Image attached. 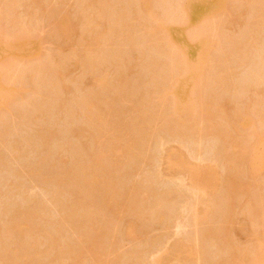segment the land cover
I'll list each match as a JSON object with an SVG mask.
<instances>
[{"label":"rangeland","instance_id":"374dc122","mask_svg":"<svg viewBox=\"0 0 264 264\" xmlns=\"http://www.w3.org/2000/svg\"><path fill=\"white\" fill-rule=\"evenodd\" d=\"M180 2L182 1L0 0V54L3 55H0V84L1 89L8 88L5 89L7 90L5 104L0 103V264H16L19 259L23 264L26 260L25 263L27 264L32 262V264H74L75 262L70 261L74 256V252L78 247L79 250H82L83 242L87 243V240L90 239L92 241L97 240V243L101 240L96 246L93 245L94 241L91 240L89 242L92 243H89V246H87L88 243L84 244L87 246V248L84 246L87 250L90 245H93L92 247L95 248L93 252L96 255L92 252V248L89 249L92 256L91 253L85 250L89 253L87 255L84 252L86 257L80 254H83V250H78L80 253L77 252V254L81 256L78 259L81 260L78 261L76 257L74 260L76 259L80 264H153L154 262L157 263L158 260H161L160 264H196V256L195 258L189 257L183 246H180L183 239L186 244L189 239L190 242L194 241L196 243L197 241L198 245L195 244V246H199L198 249L202 252L200 256L203 257L200 258L201 264H218L219 262H221L219 264L223 262L226 264H251L250 260L253 261L254 256L257 254L256 251L264 244V215H261L264 214V208L262 211V207H258L259 200L264 203V167L259 169L258 173L256 172L257 175H251L248 172V163L241 157V151L251 150L249 148L254 142L253 131H255L253 127L257 129V133L262 131L261 136H264V121L260 123L262 126L255 127L254 125L249 127L246 132L245 130L242 131V128L238 129L239 126H236V128L237 123L235 122L238 120L236 115L238 117V114L244 109L246 110L243 112L248 113L250 111L249 115L252 117L255 116L256 111L260 113L262 110V114H260L261 117L264 116V102L262 100L264 98V63L262 65L264 61V0H225L223 10L217 12L216 15L205 16L200 23L185 20V17L179 11ZM196 2L205 7L208 0H196ZM148 3L152 5L150 13L145 9V5ZM89 14H97L93 18H96L95 23L99 19L102 20L98 22L99 26H94L95 23L91 22H89V24H93L91 26L86 24L88 20L84 23L83 20L87 19H84V16H89ZM91 15L89 17H92ZM98 15L100 18L97 19ZM116 16L118 18L122 17L121 22ZM113 17L117 19H112ZM258 18L261 19L258 22L261 24L257 25L258 23H255L254 25ZM116 20H119V23ZM123 20L125 21L122 22ZM111 23L112 25H110ZM179 23L184 26H180L178 35H170V30L175 29ZM117 24L121 25L122 28ZM255 26H260L259 31L255 30L257 29ZM99 29L102 33L103 30L109 33L104 35L109 39L106 38L104 41H109V44L104 42L103 39L102 44L99 42L101 44L99 46L100 51L103 49L101 52L98 49V52L102 53L101 55L97 53L98 46L95 48L96 45H93V40L97 34L93 35L95 36L94 39L91 38L92 43L90 37L93 36L89 35V33L93 34V30L99 31ZM118 29H123L120 32L124 31L125 33L121 34ZM252 31L256 36H253ZM104 36L102 35V37ZM117 36L118 38H116ZM172 40H174L175 47L176 45L181 46L180 43L183 46H190L201 41V43L205 44L207 42L213 45L208 50V60L205 64L201 63L199 56L198 59L195 58L196 65L198 68L201 67V75H203L201 76L203 79L199 78V82L204 84L207 79V82L210 79H212L210 82H214L211 86H208V89L205 88L206 83L205 85H198L197 83L198 88H200L199 86H205V91L203 89L204 99L205 97L208 98L202 100L204 104L201 101L199 102L196 98L203 91L201 88L198 90L196 86L195 95H197L195 100L187 94V96L184 95L186 99L183 107L186 110L172 117L175 123L177 121L176 124L181 130H186H183V132L176 128L177 126H174L176 124L173 121L171 122L172 118L163 108L166 105L161 99L163 94L161 89L166 86L163 82L169 81L170 76L168 72L170 61L168 54L170 52L169 50L167 52V48L169 45L172 47ZM248 41L250 42L249 45H247ZM14 42L19 44L21 53H18L14 58L12 54H3V49L8 51L13 45H17ZM30 42L34 47L32 45L27 46ZM243 45L244 47H242ZM89 50H91V53ZM239 50H241L240 53ZM92 51L95 53H92ZM86 52L91 54L92 57L94 54L95 56L97 54L101 56L98 58V62L99 59L103 60V65L100 61L96 64V67L94 65L91 67L92 63L89 61L91 56L89 60L85 61L89 56ZM172 53L169 54L173 56H171V60L175 58ZM94 58L96 57L92 59ZM199 60L200 63H198ZM155 66L158 67L157 70H155ZM51 67H53V73H51L52 69H49ZM223 68H227L225 72L230 75L225 74L227 76L226 83L229 82V87L227 84L220 87L221 84L218 81L222 76L218 73L220 74V71L224 73ZM55 69L59 70L60 73L57 72L59 77L62 75L57 80L58 85H56V79L54 78L57 76L54 75ZM45 70L46 72L50 71L51 74L48 73L47 75ZM209 72L212 74H209ZM259 73L263 74L260 76ZM206 74L207 78L205 77ZM217 76L220 77L215 80ZM229 78L230 80H227ZM255 78L256 80H254ZM158 80L162 82L159 83ZM232 83L233 85H231ZM164 84L165 86H163ZM248 84H251V86ZM33 85H36L34 86L35 89L32 88ZM244 86L248 87L243 88ZM224 87H227V89H223ZM20 88L23 89L20 90ZM26 91L30 92L25 93ZM47 91L52 94L50 92L48 94ZM60 91L61 93H59ZM198 91H200L199 94ZM32 92L33 94H30ZM57 94H59V97ZM50 95L52 97L48 98ZM53 97L55 98L53 99ZM56 97L59 99L58 101ZM80 98L82 99L80 100ZM84 98L87 99L86 101H88L90 107L91 102H94V108L91 107L93 111L90 112L89 109L87 111L89 106L87 103L86 105L83 103ZM89 101L91 102L89 103ZM77 104L79 105L77 106ZM224 104L226 110L222 114L219 112L216 115L218 112L216 110L217 106ZM261 104L263 107H261ZM54 106L56 109H54ZM57 106H60L61 109ZM191 107L196 108L194 114L191 110H188V108L192 109ZM143 108L152 115L146 113L144 116V110L142 115L138 114ZM76 109L80 110L77 111ZM252 109H254V113ZM213 111L217 112L214 114ZM73 112H77V116ZM90 113L94 114L90 116ZM147 114L153 120L150 121L148 117L143 120ZM208 114L214 117L215 120L211 119ZM73 115L76 118H72ZM97 115H100L101 118H98ZM136 115L143 116L142 120H139L143 123L137 124V127L134 126L136 127L134 128L131 127V123H135L137 122L135 120L139 119ZM194 115L193 119L192 116ZM95 117L97 121H94ZM133 118L135 122H131ZM178 123H184L183 126L185 125L187 128L188 126L190 128L195 126L197 129L203 127L207 130L197 135L193 129H191V133L189 129L182 125L179 126ZM212 124L213 126H209ZM142 125L145 127L146 134L144 131L143 133L140 132V130H144ZM129 126L131 130L128 129ZM139 126H142L141 129H138ZM174 127L180 133H178L179 131L175 133L176 129ZM209 127L217 131H212ZM171 128H173L174 133ZM258 128H261L260 131ZM101 129L102 131L106 130V133L108 131L107 134L104 131L105 135H108L109 132L110 134L105 136L106 139L101 136V139L99 138L96 141V135L104 134L100 131ZM219 131L222 132L219 133ZM98 132L99 134H97ZM137 132L146 135L144 139L146 141L142 145H140L141 140L139 141V139L143 137L140 138V133ZM178 134L181 135L178 136ZM92 136L96 137L93 138ZM114 137L117 140L120 138V143ZM114 141L116 146H113ZM136 141L140 142L139 146L137 145L138 148L133 146ZM126 144L130 147V151L128 150L129 155L126 154V149V153H122L124 149L120 148L121 146L126 148ZM100 150H102L105 160L100 156ZM104 151L107 152L104 153ZM256 151L258 152L259 149ZM259 153L260 151L257 154ZM182 160L184 162L178 165L180 163L178 161ZM235 162H237V166L234 165ZM230 164L232 165L231 168ZM91 168L94 171V168H97L96 172L103 177L107 175L109 180L107 176L105 178L99 176L101 182L98 183L99 177H96L98 180L96 179L97 181L94 183L97 186H94V184H90L91 188L89 185L85 186L84 184H88L90 181L89 177L93 176ZM79 172L83 175H80ZM94 175L96 174L94 173ZM80 179L82 182H79ZM102 179L103 182L106 179L108 184L112 182L110 185L114 186L111 185V189L112 192L115 191V198L119 193L117 197L119 198V204H117L120 205L119 208L115 204L118 203L117 198L113 199L114 193L111 192L110 185L107 188L105 186L106 181L104 185ZM234 187L236 190H234ZM87 188L92 190L89 191ZM81 189L91 193L88 195V193L82 192ZM106 189H110L112 193H110V197L109 194H106ZM232 189L236 192H232ZM229 191L231 192L230 196L228 195ZM107 192L109 193V191ZM86 194L87 196H85ZM81 195L87 198L83 199ZM232 195L235 197L233 198ZM226 197H231V200L233 198V202L228 203V198L227 200L224 199ZM106 198L108 200L112 199V204H115L113 205L115 211L110 209L112 208L111 205H108L110 200L107 201ZM255 199H258L257 203ZM191 200L192 202L194 200L195 205L192 204ZM252 200L254 207L251 205ZM80 202L84 204L80 205ZM106 204L110 208L106 207ZM109 204H111V201ZM74 205L76 209L83 206L82 213L81 210L76 211ZM192 205L194 209L197 208L198 211L196 212H199L196 213L197 217L201 213L205 216L209 213L206 220L204 218L199 220L202 214L197 219L198 221L191 220V212L188 209ZM196 205L197 207H195ZM225 205L226 207H224ZM91 207L94 210L91 211ZM256 208L261 210V216H257L258 218L250 216L251 210H254H252L253 214L256 212ZM88 211L90 212L87 213ZM147 211L148 213H146ZM92 212L96 216H93ZM142 212H145V214L143 215ZM154 212L160 213V219L159 215H155ZM223 213L226 214L223 216ZM15 215L16 217H14ZM72 215H75V218ZM88 215L90 216L88 217ZM107 215L109 220L105 221ZM253 215L255 216V213ZM155 216L158 219H155ZM23 217L28 218V221ZM85 217L92 220H88L89 222L84 221ZM15 219L18 223L20 221V225L15 222ZM11 220L16 225L21 226L17 227L21 228L17 229L18 232L14 231L16 228L12 226ZM112 221L113 224H110ZM22 222L28 226L21 225ZM100 223L107 225L102 226ZM9 224L14 228L12 231ZM92 224L96 226L94 227L96 230L95 235L91 234L94 232ZM129 226L134 230V235L127 234ZM27 228L32 231H28ZM100 228L103 229L101 230L104 237L101 235V231L99 232ZM226 228L227 235H231V238H225L230 239L228 242L224 239L225 235L222 236L224 231L227 232ZM108 229L111 231L109 232ZM5 231L10 234L5 233ZM204 232L206 233L204 234ZM208 232L209 236H207ZM85 236H87V240ZM102 237L105 241L102 240ZM108 237L109 241L107 240ZM106 242L107 245H105ZM232 242L233 244L230 246H233L230 248L229 244ZM33 248H36L37 251L34 252ZM67 250L71 252L69 253ZM230 250L232 253H229ZM251 251L256 254L254 255ZM17 252L19 256L16 255ZM23 253H28L29 257L27 254L24 256ZM65 256L67 257L65 258Z\"/></svg>","mask_w":264,"mask_h":264},{"label":"bare ground","instance_id":"6f19581e","mask_svg":"<svg viewBox=\"0 0 264 264\" xmlns=\"http://www.w3.org/2000/svg\"><path fill=\"white\" fill-rule=\"evenodd\" d=\"M158 1V0H157ZM168 1V0H167ZM182 2H180L181 3V5H180V7H179V11H181V13L183 14V16L185 17V20L186 21H189V22H193V23H200V22H202L203 20H204V18H205V16H208V15H216V13L217 12H219L220 10H223L224 9V7H225V0H208V3L205 5V7H203V5L201 4H198L197 2H196V0H181ZM162 2V1H161ZM167 3V2H166ZM179 3V2H178ZM178 5V6H179ZM151 4H146L145 5V9L146 10H148V12L150 13L151 12ZM168 6V5H167ZM139 7V6H138ZM203 7V8H202ZM169 8V7H168ZM139 9V8H138ZM171 10V9H170ZM169 13H171V12H169ZM88 14V13H87ZM92 14V13H91ZM91 14H89V16L91 15ZM128 14V13H127ZM126 14V15H127ZM168 14V13H167ZM262 14V13H261ZM97 15V14H96ZM96 15H91L92 17H89L88 15H86V16H84L85 18L84 19H86V20H83L84 21V23H85V21H87L86 22V24H89V22H91V23H95V21H96V18L94 17L93 18V16H96ZM100 15V14H99ZM99 15L97 16V19L98 18H100L99 17ZM123 15V14H122ZM121 15V16H122ZM260 15V14H259ZM101 16V15H100ZM89 17V18H88ZM102 17V16H101ZM117 18H118V16H116ZM123 17V16H122ZM121 17V18H122ZM117 18H112V19H117ZM121 18L119 17L118 19L120 20V22H121ZM125 19H126V16L124 17ZM259 19V20H258ZM258 19H256L257 20V22L255 21L254 22V25H255V23L257 24L261 19L260 18H258ZM119 20H116L117 22L119 21ZM264 20V19H263ZM262 20V21H263ZM98 21V20H97ZM100 21H102V20H100L99 19V21L98 22H100ZM115 21V22H116ZM125 20H123L122 22H124ZM95 23V25L94 26H97L99 23ZM112 23H113V21H112ZM112 23L110 24V25H112ZM119 23V22H118ZM192 23V24H193ZM261 23H258L257 25H260ZM90 26L91 25H93V24H89ZM115 25V24H114ZM117 25H119V24H117ZM181 25H183L182 23H179V24H177L176 26V28L175 29H173V30H170V35H178V32L180 31V26ZM93 26V27H94ZM99 26V25H98ZM124 26V25H123ZM126 26V25H125ZM184 26V25H183ZM186 26V25H185ZM253 26V25H252ZM119 27L120 28H122L121 27V25H119ZM118 27V28H119ZM260 26H255V28H257V29H255V30H257V31H259L258 30V28H259ZM94 28H97V27H94ZM110 28V27H109ZM113 28H115V26H113ZM112 27H111V29H113ZM93 29V28H92ZM124 29V28H123ZM123 29H120V30H123ZM253 29V28H252ZM253 29V30H254ZM260 29V28H259ZM88 30H90L89 28H88ZM120 30L118 29V31L120 32ZM126 30H127V28H126ZM249 30H251V29H249ZM264 30V29H263ZM96 31H98V30H96ZM95 30H93V34L92 33H89V35H96V37L95 36H93V37H90V40H91V43H92V39H94V37H95V41L93 40V45L95 44L96 46H95V48H97V46H98V48H97V53H99L98 52V49H99V51H100V49L101 48H99V46H101V42H102V39H103V41H104V39H106L107 38V36H104V35H108L109 33H106V32H104V30H103V33L102 32H100V29H99V31L98 32H100V33H98V32H96ZM108 31V30H107ZM257 31H255L256 33H257ZM92 32V31H91ZM124 32V31H123ZM122 32V33H123ZM254 31H252L251 33L253 34V36L255 35L254 33H253ZM112 33V32H111ZM117 33V32H116ZM116 33H115V35H116ZM121 33V32H120ZM121 33V34H122ZM125 33V32H124ZM129 33V32H128ZM248 33H250V32H248ZM258 33H260V32H258ZM102 35L105 37H102ZM111 35V34H110ZM118 35V34H117ZM128 35V34H127ZM120 36V35H119ZM256 36V35H255ZM111 37H113L112 35H111ZM249 37H250V35H249ZM252 37V36H251ZM92 38V39H91ZM116 38H118V36L116 37ZM122 38V37H121ZM246 38V37H245ZM245 38H243V39H245ZM255 38V37H254ZM108 39V38H107ZM110 39H112V38H110ZM242 39V40H243ZM249 39V38H248ZM247 39V40H248ZM256 39V38H255ZM109 40V39H108ZM113 40V39H112ZM126 40H127V38H126ZM250 41V40H249ZM248 41V44L247 45H249L250 44V42ZM252 41V40H251ZM18 42V41H17ZM15 43L14 42V44H17V45H13L8 51H7V49H3V54H12V57L14 58L15 56H17V54L18 53H21L20 51H19V44L18 43ZM20 42V41H19ZM95 42V43H94ZM101 44H100V43ZM104 42H106V41H104ZM116 42V41H115ZM172 42V47L169 45L168 46V48H167V52H168V50H169V54H171L172 52V54H174L175 55V58H173L172 60H171V56L168 54V58H170V61H169V63H168V66H169V81H167L166 80V78H165V80L168 82H163V83H165L166 84V86H165V84L163 85V86H165L164 88H162L161 90H162V96H161V99H162V102L166 105H164L163 104V106H165V107H163V108H165V111H167V114L170 116V118H172V117H175V115L177 114H179V113H182V112H184L186 109L183 107V104L185 103L184 102V100L186 99V97L185 96H187V95H189L190 96V98L191 99H194L195 100V96L197 95H195V87L197 86V83H198V85H200V84H203V83H201V82H199L200 81V79L199 78H201V76H203V75H201V73H202V71H201V67H197V65H196V62H195V58H197L198 56L201 58L200 60H201V63H206L207 62V60H208V54H209V52H208V50H209V48L211 47V45L212 44H208L207 42H205V44L204 43H201V42H199V43H195L194 45H190V46H183L182 45V43H180V45L181 46H177L176 45V47H175V43H174V40H172L171 41ZM106 43H108L109 44V41L108 42H106ZM117 43V42H116ZM174 43V44H173ZM245 43V42H244ZM252 43V42H251ZM13 44V43H12ZM11 44V45H12ZM27 44H28V41H27ZM104 44V43H103ZM108 44H106V45H108ZM178 44V43H177ZM240 44H241V42H240ZM6 45H9V44H6ZM11 45H9V46H11ZM30 45H32L31 44V42L29 43V45H27V46H30ZM260 45V44H259ZM5 46V45H4ZM8 46V47H9ZM105 46V45H104ZM213 46V45H212ZM263 46V45H262ZM5 47H7V46H5ZM32 47H34L33 45H32ZM235 47V46H234ZM242 47H244V45L242 46ZM248 47V46H247ZM252 47H254L253 45H252ZM30 48V47H29ZM236 48H238L237 46H236ZM249 48V47H248ZM248 48H247V50H248ZM239 49V48H238ZM242 49V48H241ZM244 49V48H243ZM92 50H94V51H96L95 49H92ZM103 50V49H102ZM101 50V51H102ZM257 50V49H256ZM94 51H92V53H95ZM100 51V52H101ZM236 51V50H235ZM240 51L241 50H239V53H240ZM33 52V51H32ZM89 52L91 53V50H89ZM166 52V51H165ZM246 52V51H245ZM257 52V51H256ZM86 53H88V52H86ZM212 53V52H211ZM237 53V52H236ZM89 54V53H88ZM100 54V53H99ZM102 54V53H101ZM100 54V55H101ZM104 55H105V53H103ZM162 54V53H161ZM245 54H247V53H245ZM0 55H2V53L0 54ZM167 55V54H166ZM3 56V55H2ZM91 56V54H89V56H88V58L85 60V61H87V60H89V57ZM98 54L95 56V54L93 55V57H96V58H94V59H92L93 57L91 56V59L89 60V61H91V63H92V65H91V67L94 65V67H96V64L97 63H100V61H102V65H103V60H101V59H99V62H98V58L99 57H101V56H98ZM258 56V55H257ZM85 57V56H84ZM173 57V56H172ZM212 57V56H211ZM259 57H260V55H259ZM86 58V57H85ZM107 58V57H106ZM241 58V57H240ZM198 59V58H197ZM196 59V60H197ZM210 59H213V58H210ZM259 59V58H258ZM154 60V59H153ZM200 60L198 61V63H200ZM248 60V59H247ZM256 61V60H255ZM51 62V61H50ZM149 62V61H148ZM241 62V61H240ZM248 62V61H247ZM89 62H87V64H88ZM93 63H95V64H93ZM214 63V62H213ZM246 63V62H245ZM255 63V62H254ZM253 63V64H254ZM263 63H264V61L262 62V65H263ZM86 64V66L88 67V65ZM152 64V63H151ZM161 64V63H160ZM247 64V63H246ZM252 64V63H251ZM46 66H47V64H45ZM89 65H90V63H89ZM100 65V64H99ZM163 65V67H164V64H162ZM161 65V66H162ZM53 66V65H52ZM57 66V65H56ZM85 66V67H86ZM158 66H160L159 64H158ZM165 66H166V64H165ZM212 66H214V65H212ZM54 67V66H53ZM53 67H51V68H49V69H52ZM58 67V66H57ZM90 67V66H89ZM156 67V66H155ZM264 67V66H263ZM46 69H47V67H45ZM55 68V67H54ZM60 68V67H59ZM58 68V69H59ZM154 68V67H153ZM157 68L158 67H156V69L155 70H157ZM165 69L167 68V67H164ZM256 68V67H255ZM259 68H261V67H259ZM89 69V68H88ZM92 69V68H91ZM224 69V68H223ZM48 70V69H47ZM56 70V69H55ZM60 70V69H59ZM59 70H56V72L55 73H57ZM154 70V69H153ZM163 70V69H162ZM166 70H168V68L166 69ZM229 70V69H228ZM261 70V69H260ZM165 71V70H164ZM211 71V70H210ZM225 71H227V68L226 69H224V73H222L221 71H220V74L218 73V75H220L221 76V74H222V76L220 77V76H217V77H215V80H218V77H220L219 78V83L221 84L220 85V87H223L222 85H226L227 84V86L229 85L228 83L229 82H227L226 83V78H227V76H230V75H228ZM230 71V70H229ZM42 72V71H41ZM45 72H46V70H45ZM50 72V71H49ZM48 71L46 72V74L48 75V73H49ZM54 71H53V69H52V72L51 73H53ZM152 72H154V71H152ZM51 73H49V74H51ZM54 73V75L56 76V77H54L55 79H56V85H58L57 84V80H59L60 79V77H62V75H60V77L58 76V73H60V72H58L57 74H55ZM258 73V72H257ZM158 74V73H157ZM209 74H212V73H210L209 72ZM227 76H226V75ZM252 74V73H251ZM263 73H259V75L261 76ZM53 74H52V76H54ZM154 75V74H153ZM214 75V74H213ZM212 75V76H213ZM255 75V74H254ZM1 76V75H0ZM50 76V75H49ZM214 76H216V75H214ZM226 76V77H225ZM260 76H258V77H260ZM57 77H58V79H57ZM206 78H207V74H206V76H205ZM232 77V76H231ZM230 77V78H231ZM254 77V76H253ZM54 78H52V79H54ZM167 78H168V76H167ZM217 78V79H216ZM230 78L229 79H227V80H230ZM262 78V77H261ZM54 79V80H55ZM157 79V78H156ZM203 78H201V80H202ZM260 79V78H259ZM48 80V79H47ZM160 80H162V79H160ZM208 80V79H207ZM207 80H205L204 81V84L203 85H205V83H206V87L205 86H199L200 88H201V90L203 91V89H204V87L205 88H207L208 89V86H211L214 82H210V80H212V79H210L208 82H207ZM254 80H256V78L254 79ZM262 80V79H261ZM260 80V81H261ZM51 81V80H50ZM103 81V80H102ZM264 81V80H263ZM263 81H261L262 83H263ZM40 82V81H39ZM59 82V81H58ZM158 82H159V80H158ZM160 82H162V81H160ZM159 82V83H160ZM210 82V84L209 85H207V83H209ZM234 82V81H233ZM255 83H256V81H254ZM260 82V83H261ZM42 83V82H41ZM53 84H54V81L52 82ZM157 83V82H156ZM218 83V84H219ZM244 83V82H243ZM253 83V82H252ZM254 83V84H255ZM158 84V83H157ZM162 84V83H161ZM160 84V85H161ZM217 84V83H216ZM215 84V85H216ZM258 84H259V81H258ZM257 84V85H258ZM37 85V84H36ZM36 85H33V87L32 88H36V87H34V86H36ZM42 85V84H41ZM55 85V87H57ZM60 85V84H59ZM152 85H153V83H152ZM160 85H158L159 87H160ZM214 85V86H215ZM231 85H233V83L231 84ZM235 85V84H234ZM248 85H250L251 86V84H248ZM260 85V84H259ZM264 85V84H263ZM262 85V86H263ZM40 87V86H39ZM43 87V86H42ZM45 87V86H44ZM51 87V86H50ZM217 87H219V86H217ZM229 87V86H228ZM246 87H248V86H244L243 88H246ZM53 88V87H52ZM59 88V87H58ZM63 88V87H62ZM158 88V87H157ZM197 88H198V86H197ZM200 88H198V90H200ZM231 88V87H230ZM242 88V89H243ZM259 88V87H258ZM5 89H8V88H5ZM4 88L3 89H1V84H0V103H4V100H6V98H7V90H5ZM13 89V88H12ZM23 89V88H22ZM21 88H20V90H22ZM33 89V90H34ZM38 89H41V88H38ZM37 89V90H38ZM61 89V88H60ZM59 89V90H60ZM206 89V90H207ZM223 89H227V87L225 88H223ZM260 89V88H259ZM16 90V89H15ZM230 90V89H229ZM262 90V89H261ZM264 90V89H263ZM17 91V90H16ZM30 91H32V90H30ZM30 91H26L25 93H27V92H30ZM40 91V90H39ZM204 91H205V89H204ZM204 91L202 92V94L200 93V91H198V96H197V98L196 99H198L199 100V102L201 101L202 102V100H205V99H207L206 97H205V99H204ZM234 91H235V88H234ZM243 91V90H242ZM258 91H260V90H258ZM33 92H35V91H33ZM33 92L32 93H30V94H33ZM43 92V91H42ZM50 92V91H49ZM49 92L47 91V93L49 94ZM51 92H52V90H51ZM50 92V93H51ZM260 92H263V91H260ZM259 92V93H260ZM53 93V92H52ZM51 93V94H52ZM59 93H61V91L59 92ZM206 93V92H205ZM209 93V92H208ZM264 93V92H263ZM8 94H10V93H8ZM14 94H16V93H14ZM13 94V95H14ZM37 94V93H36ZM36 94H34V95H36ZM39 94V93H38ZM45 94V93H44ZM47 94V95H48ZM187 94V95H186ZM255 94H256V92H255ZM58 95V97H59V94H57ZM56 95V96H57ZM185 95V96H184ZM208 95V94H207ZM261 95V94H260ZM263 95V94H262ZM45 96V95H44ZM47 97V96H46ZM52 96L50 95L48 98H51ZM47 98V99H48ZM55 97H53V99H54ZM79 98V97H78ZM261 98H263V97H261ZM56 99H57V97H56ZM77 99V98H76ZM82 98H80V100H81ZM85 99V98H84ZM87 99H88V97H87ZM87 99H85L84 101H83V103H85V105H86V103H87V105L89 106V104H88V101H86ZM254 99H256V98H254ZM8 100V99H7ZM59 99H57V101H58ZM89 100V99H88ZM263 100V102H264V98L262 99ZM49 101V100H48ZM56 101V102H57ZM79 101V100H78ZM253 101H255V100H253ZM91 101H89V103H90ZM148 102V101H147ZM204 102V101H203ZM202 102V103H203ZM252 102V101H251ZM61 103V102H60ZM75 103V102H74ZM77 103V102H76ZM82 103V104H83ZM262 103V102H261ZM5 104V103H4ZM57 104H58V102H57ZM56 104V105H57ZM93 104H94V102L92 103L91 102V107L93 106ZM204 104V103H203ZM252 104V103H251ZM66 105V104H65ZM76 105V104H75ZM79 104H77V106H78ZM95 105V104H94ZM255 105H258V104H255ZM262 105V104H261ZM61 106V105H60ZM60 106H57V108L58 107H60ZM87 106V107H88ZM193 106V105H192ZM199 106H201V105H199ZM224 106V107H223ZM55 107V106H54ZM64 107V106H63ZM69 107V106H68ZM68 107H67V109H68ZM86 107V106H85ZM86 107V108H87ZM90 107V106H89ZM87 108V111H89L90 110V112L91 111H93V110H91V109H93L94 108V106H93V108ZM144 107H146V106H144ZM166 107H167V109H166ZM245 107V106H244ZM258 107V106H257ZM261 107H263V105L261 106ZM65 108V107H64ZM79 108H81L80 106H79ZM85 108V109H86ZM146 108H148V107H146ZM192 109H190V108H188V110L190 111H192V113L194 114V111H196V108H194L193 109V107H191ZM199 108V107H198ZM248 108V107H247ZM251 108H252V106H251ZM54 109H56V107L54 108ZM59 109H61V107L59 108ZM59 109H57V110H59ZM82 109H84V108H82ZM81 109V110H82ZM89 109V110H88ZM145 108H143V109H141V112L139 113L138 112V110H137V112H138V114H141L142 115V112H143V110H144ZM242 109V108H241ZM240 109V110H241ZM249 109V108H248ZM261 109V108H260ZM263 109V108H262ZM72 110V109H71ZM77 110V109H76ZM80 110V109H79ZM79 110H77V111H79ZM146 110H148V109H146ZM150 110V109H149ZM216 110L218 111H213L214 112V114L217 112V114L216 115H218L219 114V112H221V114H222V112H224V110H226V106H225V104L224 105H218L217 106V108H216ZM228 110V109H227ZM246 109H244V110H242V112H240L239 114H238V117H237V115H236V118H238V120H237V122H235V123H237L236 125H235V127L236 126H239L238 127V129H241L242 128V131L243 130H245V132H246V130H248L249 129V127H253L254 125H255V127H257L258 125H260V123H262L263 121H264V116H262L261 117V111H260V113H257V111L254 113V109H252V112L255 114V116L254 117H252V116H250L249 115V113H250V111L247 113V112H243V111H245ZM255 110H257V109H255ZM259 110V109H258ZM56 111V110H55ZM65 111H67V110H65ZM70 112V111H69ZM144 116H145V114L146 113H148V112H146L145 110H144ZM226 112H228V111H226ZM236 112V111H235ZM67 113V112H66ZM73 113H75V112H73ZM81 113V112H80ZM257 113V114H256ZM77 114V112L75 113V115ZM92 114H94V113H92ZM91 113H90V116L92 115ZM137 114V113H136ZM149 115H152V114H150V112L148 113ZM147 114V115H148ZM209 114H210V112H209ZM208 114V115H209ZM213 113H212V115H214ZM224 114V113H223ZM236 114V113H235ZM141 115L140 116H138V115H136V117H138L139 119H137L136 117V119L137 120H135L134 118H133V121H131V122H135V121H137V122H135V123H131V127H134V126H136L137 124L139 125V124H141V122L143 123V121H141V122H139V120L143 117H141ZM146 115V118H143V120L144 119H147V117L149 118V120L151 121V120H153V119H150V116L148 115L147 116ZM225 115V114H224ZM69 116V115H68ZM77 116V115H76ZM76 116L74 117V115L72 116V118L74 117V118H76ZM80 116V115H79ZM210 116V115H209ZM234 116V115H233ZM34 117V116H33ZM32 117V118H33ZM70 117V116H69ZM92 117H94V116H92ZM91 117V118H92ZM97 117L99 118H101V116L99 115H97ZM103 117V116H102ZM193 117V119H194V117H195V115L194 116H192ZM208 117V116H207ZM211 117V116H210ZM218 117V116H217ZM32 118H30V119H32ZM151 118H153V117H151ZM168 119H170L169 117H167ZM166 118V119H167ZM209 118V117H208ZM215 118H216V116H215ZM233 118H235V117H233ZM35 119V118H34ZM37 119V118H36ZM97 118L95 117L94 118V121L96 120ZM167 119V121H168V123H169V120ZM207 119V118H206ZM210 119V118H209ZM211 119H213V120H215L214 119V117H211ZM223 119V118H222ZM135 120V121H134ZM142 120V119H141ZM171 120V119H170ZM227 120H229L228 118H227ZM236 120V119H235ZM92 121H93V119H92ZM97 121V120H96ZM99 121H100V119H99ZM147 121V120H146ZM173 121V123L174 124H176L177 123V121H176V123L174 122L175 120H173V118H172V120H171V122ZM193 122H194V120H192ZM233 121V120H232ZM139 122V123H138ZM145 122V121H144ZM228 122H230V121H228ZM234 122V121H233ZM106 123V122H105ZM186 123V122H185ZM211 123H214V122H212L211 121ZM217 123V122H216ZM231 123V122H230ZM235 123H231V124H235ZM102 124V123H101ZM133 124H135V125H133ZM184 124V123H183ZM183 124L182 123H178V125L180 126V125H182L183 126ZM215 124V123H214ZM229 124V123H228ZM133 125V126H132ZM218 125V124H217ZM216 125V126H217ZM107 126V125H106ZM143 126V125H142ZM142 126H139L138 127V129L140 128L141 129V127ZM169 126V125H168ZM174 126H177V124L176 125H174ZM181 126V127H182ZM185 126V125H184ZM183 126V127H184ZM209 126H213V124L212 125H209ZM216 126H214V127H216ZM260 126H262V125H260ZM137 127V126H136ZM136 127H134V128H136ZM182 127V128H183ZM186 127V129H189L190 130V132H191V129H193L194 130V132L195 133H197V135L199 134L200 135V133H202L204 130H207V129H205V128H201V129H197L195 126H193L192 128H190V126H188V128H187V126H185ZM208 127V126H207ZM206 127V128H207ZM259 127V126H258ZM264 127V126H263ZM99 128H101V127H99ZM107 128H109L110 129V127H108L107 126ZM143 129L145 128L144 126L142 127ZM175 128V127H174ZM176 128H178L179 130H181L180 129V127H176ZM175 128V129H176ZM196 128V129H195ZM198 128H200V127H198ZM210 129H211V127H209ZM208 128V129H209ZM230 128H232V127H230ZM237 128V127H236ZM262 128V127H261ZM261 128H258V130L259 129H261ZM128 129H130V126H129V128ZM203 129V130H202ZM215 129H217V128H215ZM234 129V128H233ZM251 129V128H250ZM263 129V128H262ZM97 130H98V128H97ZM108 130V129H107ZM131 130V129H130ZM130 130H129V132H130ZM135 130V129H134ZM171 130L173 131V128H171ZM179 130H177L176 129V131H175V133H177V131H179ZM184 130V129H183ZM183 130H181V132H183ZM192 130V131H193ZM212 130V129H211ZM210 130V131H211ZM253 130H255V131H253L254 133H253V137H254V139H253V141L254 142H252V145H250L251 147L249 148V150L250 151H241L242 153H241V157H242V159L244 160V161H246L247 163H248V172H250V174L251 175H255L256 174V172L258 173L260 170L259 169H261V168H263L264 167V136H261V132L262 131H260L259 133H257V129L255 128L254 129V127H253ZM99 131V130H98ZM100 131H102V129L100 130ZM105 131V133H106V130H104ZM104 131H102L103 133H104ZM133 131V130H132ZM143 131H144V133L146 134V130L144 129V130H140V132H142L143 133ZM184 131H186V130H184ZM188 131V130H187ZM212 131H217V130H212ZM226 131V130H225ZM224 131V132H225ZM140 132H137V133H140ZM194 132H193V135L195 136V134H194ZM207 132V131H206ZM205 132V133H206ZM220 132H222V131H219V133ZM229 132V131H228ZM264 132V131H263ZM105 133L104 134H100V136H98V135H96L97 136V140L96 141H98L99 140V138L101 139V136H102V138H103V136H104V139H106V137L105 136H109V134H110V132H109V134L108 135H105ZM107 133H108V131H107ZM106 133V134H107ZM142 133H140L139 135V137L140 138H142V139H139V141L141 140V144H140V142H138V141H136V142H134V144H133V146L134 147H136V148H138V146H139V144L140 145H142V144H144L145 143V141L146 140H144L145 139V134H142ZM173 133H174V131H173ZM178 133H180V131L178 132ZM186 133H189V132H186ZM192 133V132H191ZM210 133V132H209ZM218 133V132H217ZM97 134H99V132L97 133ZM115 134V133H114ZM185 134V133H184ZM214 134V133H213ZM95 135V134H94ZM143 135V136H142ZM179 135H181V134H178V136ZM196 135V136H197ZM224 135V134H223ZM228 135V134H227ZM96 136H92L93 138L94 137H96ZM112 136H113V134H112ZM115 136H116V134H115ZM213 136V135H212ZM138 137V138H139ZM210 137V136H209ZM119 138V137H118ZM214 138H216V137H214ZM114 139H116L115 137H114ZM120 139V138H119ZM118 139V140H119ZM117 139H116V141H118ZM144 140V142L142 143V141ZM220 140V139H219ZM47 141H48V139H47ZM106 141V140H105ZM110 142V141H109ZM123 142V141H122ZM138 142V143H137ZM219 142V141H218ZM104 143H107V142H104ZM114 143H115V141H114ZM118 143H120V140H119V142ZM124 143H126V142H124ZM47 144V143H46ZM112 144H113V142H112ZM116 146V143L115 144H113V146ZM123 145V144H122ZM125 145V144H124ZM127 146H126V148H122V146L120 147L121 149H124V151L122 152V153H126V150H127V153L126 154H128V152L130 151L129 150V148L130 147H128V144H126ZM138 145V146H137ZM246 145V144H245ZM17 146V145H16ZM104 146L106 147V145L104 144ZM224 146V145H223ZM104 147V148H105ZM123 147H125V146H123ZM248 147V146H247ZM128 148V149H127ZM15 149V148H14ZM17 149H18V147H17ZM120 149V150H121ZM126 149V150H125ZM257 149H259V151H260V153L259 154H257L258 152L256 151ZM129 150V151H128ZM13 151V150H12ZM257 153H256V152ZM107 151H104V153H106ZM16 153V152H15ZM19 153V152H18ZM84 153H85V151H84ZM100 156H102V159L103 160H105L104 158L105 157H103V154H102V150H100ZM249 153V154H248ZM129 154H130V152H129ZM128 154V155H129ZM132 155V154H131ZM85 156V155H84ZM133 157H135V156H133ZM98 159H100V158H98ZM102 159H101V161H102ZM181 159H182V157H181ZM132 160V159H131ZM99 161V160H98ZM201 161V160H200ZM100 162V161H99ZM178 162H180L178 165H181V162H184V160H182V161H178ZM205 162V161H204ZM246 163V164H247ZM182 165H183V163H182ZM231 165V164H230ZM234 165H236L237 166V162H235L234 163ZM84 167V166H83ZM90 167H92V166H90ZM89 167V168H90ZM95 167V166H94ZM232 167V165L230 166V168ZM87 168V167H86ZM97 168H100V167H97ZM97 168H94L95 169V171L91 168V171H92V174H93V176H94V178H93V176L92 177H89V174H91V173H89L88 174V177H89V179H90V181H89V183L87 184V183H85L84 185L86 186V185H89L90 186V184H94L97 180H98V178H96V177H99V176H102V175H100V174H98L96 171H97ZM85 169V168H84ZM83 169V170H84ZM88 170V169H87ZM259 170V171H258ZM80 171H81V173H83V171L80 169ZM89 171H90V169H89ZM85 172H86V170H85ZM88 172V171H87ZM96 174V175H94V173ZM98 172H100V171H98ZM80 172H79V174L80 175H83V174H81ZM77 174V173H76ZM87 174V173H86ZM98 174V175H97ZM257 175V174H256ZM85 176H87V175H85ZM107 176V175H106ZM106 176H102V178H105ZM77 177V176H76ZM82 177V176H81ZM80 177V178H81ZM73 178H75L74 176H73ZM78 178H79V175H78ZM100 178L101 177H99V181H98V183L99 182H101V180H100ZM107 178H108V176H107ZM77 179V178H76ZM82 179V178H81ZM81 179H80V181L79 182H82L81 181ZM97 179V180H96ZM84 180V179H83ZM108 180H109V178H108ZM53 181H54V179H53ZM74 181H75V179H74ZM85 182H86V180H84ZM106 181V179L104 180V182ZM111 181V180H110ZM102 182H103V179H102ZM103 182V183H104ZM71 183H73V182H71ZM84 183V182H83ZM105 183H106V185H105ZM104 183V185L107 187V186H109L110 185V183H112V182H109V184L107 183V181ZM58 184H59V181H58ZM96 184H94V186H95ZM98 185H100V184H98ZM112 185V184H111ZM111 185H110V189H111ZM76 186V185H75ZM97 186V185H96ZM215 186V185H214ZM88 187V186H87ZM102 187V186H101ZM112 187H114L113 185H112ZM193 187V186H192ZM216 187V186H215ZM235 187H237V186H235ZM235 187H234V190H236L235 189ZM90 188H91V186H90ZM103 188V187H102ZM107 188H109V187H107ZM82 189H84V188H82ZM81 189V190H82ZM86 189V188H85ZM84 189V190H85ZM87 189H89V188H87ZM100 189V188H99ZM104 189H105V187H104ZM110 189L109 190H107V191H109V193L106 191V194H109V197H110V195L112 194V193H114L113 194V199H116L118 196H119V193H118V196L115 198L114 197V195H115V191H113L112 192V189H111V192H110ZM231 189V188H230ZM80 190V191H81ZM84 190H82V192H86V193H88V195H89V193H91V192H88V191H84ZM90 190H92V189H89V191ZM218 190V189H217ZM238 190V189H237ZM194 191V190H193ZM202 191V190H201ZM228 191V190H227ZM198 192V191H197ZM232 192H236V191H233V189H232ZM104 193V192H103ZM111 193V194H110ZM117 193V192H116ZM231 192L229 191L228 192V195L230 196L231 194H230ZM249 193V192H248ZM82 194H84V193H82ZM216 194V193H215ZM214 194V195H215ZM233 194V193H232ZM235 194V193H234ZM226 195V194H225ZM82 196V195H81ZM84 196V195H83ZM82 196V197H83ZM85 196H87V194L85 195ZM196 196H197V194H196ZM227 196V195H226ZM228 196V197H229ZM233 196V198L235 197L234 195H232ZM89 197V196H88ZM101 197H102V195H101ZM100 197V198H101ZM228 197H226V198H224V199H226L227 200V198ZM84 198H87V197H83V199ZM103 198V197H102ZM112 198V197H111ZM109 199L110 201H111V204H109L110 203V201L108 200V198H106L107 199V201H109V203H108V205H111L112 206V208H110L107 204L105 205L106 207L108 206V208H110L111 210H113L114 209V211H115V208H113V205H115L116 204V206L118 207V206H120V205H117V204H119V198H117V202L118 203H113L112 204V199ZM231 198V197H230ZM230 198H228V203L230 202V201H232L233 200V198H232V200L230 199ZM256 200V199H255ZM84 201V200H83ZM257 201H258V199L256 200V203H257ZM113 202H116V201H113ZM130 202H132V201H130ZM164 202V201H163ZM191 202H192V200H191ZM193 202H194V200H193ZM192 202V204H194ZM233 202V201H232ZM79 203V202H78ZM134 203V202H133ZM133 203H130V204H133ZM160 203V202H159ZM165 203V202H164ZM255 203V204H256ZM262 204V206H261V204ZM84 204V203H83ZM83 204H81V202H80V205H83ZM105 204V203H104ZM189 205L191 204V203H188ZM232 204V203H231ZM79 205V206H80ZM188 205V206H189ZM195 205V204H194ZM233 205V204H232ZM250 205V204H249ZM251 205L254 207V202H253V200H252V203H251ZM264 203H263V201H261V200H259V204H258V207L259 208H261V210L263 211V208H264ZM86 206V205H85ZM89 206H91V205H89ZM89 206H87V208H89ZM129 206V205H128ZM131 206V205H130ZM129 206V207H130ZM187 206V207H188ZM229 206V205H228ZM252 206H251V208H252ZM93 207H95V206H93ZM93 207H91V211L92 210H94V208ZM116 207V208H117ZM153 207V206H152ZM151 207V208H152ZM163 207V206H162ZM162 207H160V208H162ZM187 207H186V210H187ZM195 207H197V205L195 206ZM224 207H226V205L224 206ZM232 207V206H231ZM74 208L76 209V206L74 205ZM73 208V209H74ZM82 208H83V206H82ZM82 208H80V209H76V211L77 210H81V213H82ZM93 208V209H92ZM96 208H98V207H96ZM119 208V207H118ZM158 208V206L156 207V209ZM190 209H188V211L189 212H191L190 213V217L192 218H190L192 221L194 220V222L195 221H198L197 219L201 216V214L197 217V214L196 213H199V212H196V211H198V210H196L197 208H195L194 209V206L192 205L191 207H189ZM228 208V207H227ZM250 208V209H251ZM258 208V210H257V208L255 209V211L257 212H254L255 213V216L252 214V210H251V212H250V216L252 215L253 217H255V218H258V217H260L261 215L263 216L264 214H261L260 215V213H261V210ZM74 209V210H75ZM84 209V208H83ZM99 209V208H98ZM154 209V208H153ZM249 209V208H248ZM90 210V209H89ZM108 210V209H107ZM229 210H231L230 208H229ZM73 211V210H72ZM95 211H98V210H95ZM154 211V210H153ZM153 211H152V214H153ZM187 211V212H188ZM225 211V210H224ZM248 211V210H247ZM254 211V210H253ZM80 212V211H79ZM90 211H88L87 213H89ZM108 212V211H107ZM160 213L162 212V211H159ZM226 212H227V209H226ZM85 213V212H84ZM95 213V212H94ZM104 213V212H103ZM143 213V215L145 214V212H142ZM146 213H148V211L146 212ZM160 213H155L154 212V214L155 215H159ZM232 213V212H231ZM258 213H259V215H258ZM263 213H264V211H263ZM72 214H73V212H72ZM74 214H76V213H74ZM79 214V213H78ZM92 215H93V212L91 213ZM99 214V213H98ZM192 214V215H191ZM217 214V213H216ZM220 214V213H219ZM226 213H223V216L225 215ZM257 214V215H256ZM103 215V214H102ZM142 215V214H141ZM212 215V214H211ZM25 216V215H24ZM28 216V215H27ZM73 217L75 216V215H72ZM76 216H77V214H76ZM87 216V215H86ZM90 215H88V217H89ZM93 216H96V215H93ZM100 216H101V214H100ZM99 216V217H100ZM111 216V215H110ZM163 216V215H162ZM209 216V213L205 216V215H203L202 214V216L200 217V219L199 220H201L202 218H204L205 220H206V218ZM214 216V215H213ZM219 216V215H218ZM228 216V215H227ZM258 216V217H257ZM14 217H16V215L14 216ZM79 217V216H78ZM103 217H104V215H103ZM113 217H114V215H113ZM156 217V216H155ZM154 217V218H155ZM215 217H217V216H215ZM222 217V216H221ZM226 217V216H225ZM224 217V218H225ZM24 218V217H23ZM25 218H26V216H25ZM24 218V219H25ZM75 218V217H74ZM80 218V217H79ZM78 218V219H79ZM82 218H83V215H82ZM111 218V217H110ZM220 218V217H219ZM227 218V217H226ZM255 218H252V219H255ZM264 218V217H263ZM28 219V218H27ZM27 219H25L26 221H28ZM81 219V218H80ZM104 219V218H103ZM155 219H158L157 217L155 218ZM159 219H160V215H159ZM230 219V218H229ZM16 221V223L17 224H19L20 225V221H19V223L17 222V219H15ZM85 220H87V222H89L90 220H92L91 218H89V219H86V217H85V219H84V221ZM89 220V221H88ZM95 220V219H94ZM99 220V219H98ZM107 220H109V218H108V215H107V219L105 220V221H107ZM111 220H113V219H111ZM203 220V219H202ZM215 220V219H214ZM224 220V219H223ZM258 220H260V219H258ZM264 220V219H263ZM14 221V220H13ZM114 221V220H113ZM113 221H112V223H110V224H113ZM115 221H116V218H115ZM159 221H161V220H159ZM11 222H12V220H11ZM10 222V223H11ZM96 222V221H95ZM100 222V221H99ZM102 222V221H101ZM108 222H110V221H108ZM194 222H192L194 225H195V223ZM222 222V221H221ZM254 222H256V221H254ZM259 222H261V221H259ZM13 223V227H15L16 229H14L13 227H11V225L9 226V227H11V231L14 229V231H17L18 232V230L17 229H21V228H17V227H21V226H19V225H16V223H14V222H12ZM92 223H93V221H92ZM98 223V222H97ZM117 223V222H116ZM196 223H199V222H196ZM225 223V222H224ZM230 223V222H229ZM250 223H253V222H250ZM257 223V222H256ZM16 226H15V225ZM24 224V226H28V225H26L25 223H21V225H23ZM83 224H84V222H83ZM88 224V223H87ZM100 224H102V226L104 225L103 223H100ZM85 225V224H84ZM91 225V224H90ZM107 225V224H106ZM106 225H104V226H106ZM92 229L94 230V232L93 233H91V234H94L95 235V232H96V230L94 229V227H96V226H94V224H92ZM99 226H101V225H99ZM191 226H192V224H191ZM224 226H226L225 224H224ZM251 226H253L252 224H251ZM255 226V225H254ZM85 227V226H84ZM108 227V226H107ZM130 228H128L127 229V234L128 235H131V234H133V229L131 228V226H129ZM3 228V227H2ZM5 228V227H4ZM98 228V227H97ZM103 228V227H102ZM102 228H100V230H99V232L101 233V235L103 234V232H102ZM110 229H112L111 227H109ZM116 228V227H115ZM228 228V227H227ZM227 228H226V231H227ZM8 230H9V228H7ZM88 230H90L89 228H87ZM102 229V230H101ZM222 229H223V227H222ZM4 230H6V229H4ZM3 230V231H4ZM10 230H9V232H10ZM27 230L29 231L30 229H28L27 228ZM98 230V229H97ZM219 230V229H218ZM224 230V229H223ZM228 230H229V228H228ZM7 231V230H6ZM5 231V233H9V232H6ZM30 231H32V230H30ZM87 231V230H86ZM105 231H106V228H105ZM104 231V232H105ZM108 231L110 232L111 230H109L108 229ZM108 231H107V233H108ZM254 231H255V229H254ZM85 232V231H84ZM88 232V231H87ZM86 232V233H87ZM114 232H115V230H114ZM210 232V231H209ZM209 232H208V235L207 236H209ZM225 232V231H224ZM223 232V235H222V233L220 232V234L222 235V236H224L225 235V237H224V239L226 238V237H228V238H231V235H227V233H228V231L227 232H225L224 233ZM253 232V231H252ZM14 233V232H13ZM32 233V232H31ZM100 233H99V235H100ZM195 233V232H194ZM206 232H204V234H205ZM213 233V232H212ZM253 233H255V232H253ZM10 234V233H9ZM12 234V233H11ZM105 234V236H107L106 235V233H104ZM211 234V233H210ZM229 234H230V232H229ZM81 235H82V231H81ZM134 235V234H133ZM213 235V234H212ZM103 236V235H102ZM214 236V235H213ZM230 236V237H229ZM81 237V236H80ZM86 238V240H87V236H85ZM91 237V236H90ZM97 238H98V235L96 236ZM95 237V239H97ZM100 237V236H99ZM104 237V236H103ZM103 237H102V240H104L103 239ZM217 237V236H216ZM94 238V237H93ZM101 238V237H100ZM106 238V237H105ZM111 238V237H110ZM206 238V237H205ZM223 238V237H222ZM80 239V238H79ZM208 239V238H207ZM213 239V238H212ZM224 239H218V240H224ZM82 240V239H81ZM91 241H92V239H90ZM90 240H87L86 242L88 243H85V241L83 242V241H80L81 243L83 242L84 244H87V246H89V243L91 244L92 242H89ZM108 241L110 240L109 239V237H108V239H107ZM190 240V239H189ZM189 240H187L188 241V243L186 244V242H185V240L183 239V240H181L182 242H184L183 244H182V242H181V247L183 246V248L186 250V254L189 256V257H194L195 258V256H196V264H201V257H202V255L200 256V254L202 253V252H200L199 251V246L197 247V245H198V243H197V241H196V243L194 242V241H189ZM225 240H227V239H225ZM57 241V240H56ZM96 241V242H95ZM94 242H93V245L94 246H96V245H98V243H100L101 242V240L97 243V240H95ZM105 241V240H104ZM228 241H230V239L229 240H227V242ZM59 242V241H58ZM80 242H79V244H80ZM103 242V241H102ZM223 242V241H222ZM95 243H97V244H95ZM225 243V242H224ZM56 245H57V243H55ZM77 244H78V242H77ZM83 244V247L84 246H86V245H84ZM104 244V243H103ZM179 244H180V242H179ZM178 244V245H179ZM195 244H197L196 246H195ZM227 244H229V243H227ZM231 244H233V242L232 243H230L229 244V247L231 248L232 246H230ZM92 245V246H93ZM102 245V244H101ZM101 245H100V247H101ZM105 245H107V242H106V244ZM104 245V246H105ZM52 246H54L53 244H52ZM59 246H60V243H59ZM77 246V245H76ZM80 246V245H79ZM81 246H82V244H81ZM87 246H86V248H87ZM91 245H90V248H92V252H93V250L95 249L94 247H92ZM180 246H178L179 248H180ZM225 246H227V245H225ZM82 247V250H83V254L82 253H80V252H78V250H79V247H78V249H76V251L74 252V256H72L73 258V261H72V259L70 260L72 263L73 262H75L76 264L77 263H79L78 261H80L81 259H78V257H81L82 255H84L85 253L88 255L89 253H91V256H92V252H90L89 251V249L90 248H88V250L85 248H83ZM112 247H113V245H112ZM177 247V246H176ZM228 247V246H227ZM31 248V247H30ZM30 248H29V250H30ZM54 248V247H53ZM70 248V247H69ZM77 248V247H76ZM97 248V247H96ZM105 248H107V247H105ZM34 249V248H33ZM80 249H81V247H80ZM99 249V248H98ZM102 249V248H101ZM109 249V248H108ZM112 249V248H111ZM225 249V248H224ZM234 249V248H233ZM29 250H28V252H29ZM35 250H36V248L34 249V252H35ZM62 250V249H61ZM69 250H71V249H69ZM82 250H79V251H82ZM85 250H87V251H85ZM232 250V249H231ZM230 250V252L229 253H232V251ZM31 251V250H30ZM37 251V250H36ZM68 251V250H67ZM98 251V250H97ZM104 251H106V249H104ZM227 251H228V249H227ZM234 251V250H233ZM23 252V251H22ZM32 252V251H31ZM34 252H33V254H34ZM39 252V251H38ZM69 253L71 252V251H68ZM67 252V253H68ZM72 252V253H73ZM77 252L78 253H80L81 254V256L79 255V254H77ZM85 252V253H84ZM251 252H253L254 253V251H251ZM250 252V253H251ZM257 254L256 253H254V255L256 254V256H254L255 258L253 259V261L252 260H250L251 261V264H264V244H263V246L262 247H260L257 251ZM20 253H21V251H20ZM71 253V254H72ZM76 253V254H75ZM94 253V252H93ZM103 253V252H102ZM228 253V252H227ZM249 253V252H248ZM252 253V254H253ZM22 254V253H21ZM25 254H27V256H28V253H25ZM25 254L23 253V255L25 256ZM30 254V253H29ZM36 254V253H35ZM40 254V253H39ZM95 254V253H94ZM99 254V253H98ZM16 255H18L19 256V253L17 252V254ZM41 255V254H40ZM62 255V254H61ZM68 255V254H67ZM76 255V256H75ZM96 255V254H95ZM95 255H93V256H95ZM102 255V254H101ZM250 255V254H249ZM32 256H34V255H32ZM32 256H30V257H32ZM58 256V255H57ZM99 256V255H98ZM135 256H137V255H135ZM29 257V256H28ZM60 257V256H59ZM67 256H65V258H66ZM77 258L78 259V261L76 262L75 260H74V258ZM83 257H86L85 255L83 256ZM82 257V258H83ZM17 258V257H16ZM19 258V257H18ZM34 258V257H33ZM64 258V259H65ZM203 258V257H202ZM15 259V258H14ZM24 259V258H23ZM37 259V258H36ZM36 259H34L35 261H36ZM60 259H61V257H60ZM63 259V258H62ZM26 260V259H25ZM29 260L31 261V259L29 258ZM38 260H39V258H38ZM58 260V259H57ZM203 260V259H202ZM14 261V260H13ZM21 260L19 259V261L17 260V263H20V264H23L22 262H20ZM23 261V260H22ZM27 261V260H26ZM25 261V262H26ZM24 262V264H27V263H25ZM32 262V261H31ZM61 262H62V260H61ZM154 262V261H153ZM160 262H161V260H158L157 261V263H153V264H160ZM15 263H16V261H15ZM16 263V264H17ZM33 263V262H32ZM31 263V264H32ZM74 263V264H75ZM204 263V262H203ZM219 263H221V262H219ZM218 263V264H219ZM80 264V263H79ZM205 264V263H204ZM222 264H226L225 262H223ZM250 264V263H249Z\"/></svg>","mask_w":264,"mask_h":264}]
</instances>
